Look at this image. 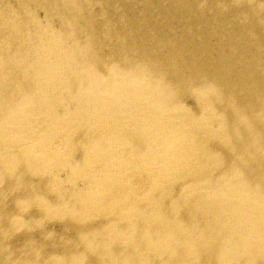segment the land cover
<instances>
[{
    "label": "bare ground",
    "instance_id": "bare-ground-1",
    "mask_svg": "<svg viewBox=\"0 0 264 264\" xmlns=\"http://www.w3.org/2000/svg\"><path fill=\"white\" fill-rule=\"evenodd\" d=\"M0 264H264V0H0Z\"/></svg>",
    "mask_w": 264,
    "mask_h": 264
}]
</instances>
